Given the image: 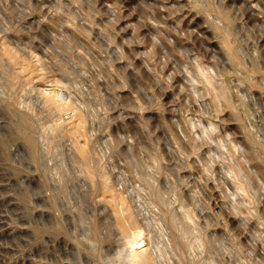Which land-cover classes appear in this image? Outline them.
<instances>
[{
    "label": "clouds",
    "instance_id": "1",
    "mask_svg": "<svg viewBox=\"0 0 264 264\" xmlns=\"http://www.w3.org/2000/svg\"><path fill=\"white\" fill-rule=\"evenodd\" d=\"M0 264H264V0H0Z\"/></svg>",
    "mask_w": 264,
    "mask_h": 264
}]
</instances>
